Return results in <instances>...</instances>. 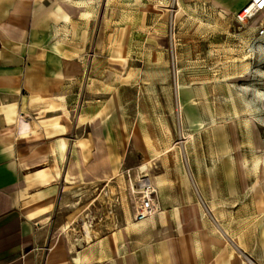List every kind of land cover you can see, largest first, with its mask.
<instances>
[{"label":"rangeland","instance_id":"obj_1","mask_svg":"<svg viewBox=\"0 0 264 264\" xmlns=\"http://www.w3.org/2000/svg\"><path fill=\"white\" fill-rule=\"evenodd\" d=\"M233 15L215 0H113L107 29L120 52L93 55L95 69L80 71V97L62 108L63 123L78 127L65 135L73 156L66 161L65 148L62 170L87 175L100 159L111 163L112 180L75 184L78 198L67 196L54 214L50 239L69 249L73 236L89 241L82 223L89 239L124 224L132 202L123 172L139 168L152 175H218L213 188L220 205L248 207L220 216L226 228L253 237L264 233V163L252 160L264 155L253 145L264 143V37L255 34L254 23L241 26ZM20 112L9 124L14 131L30 115L28 108ZM231 127L238 131L239 151ZM236 154L249 160L229 158ZM236 175L242 180L234 181ZM239 256L242 264L245 258L264 264V257Z\"/></svg>","mask_w":264,"mask_h":264},{"label":"crops","instance_id":"obj_2","mask_svg":"<svg viewBox=\"0 0 264 264\" xmlns=\"http://www.w3.org/2000/svg\"><path fill=\"white\" fill-rule=\"evenodd\" d=\"M215 2L234 14L248 0ZM111 5L113 0H0V264H242V252L263 258L264 233L241 235L220 218L248 207L221 206L213 188L218 175L202 171L146 173L155 191L152 215L133 221L131 211L124 224L109 227L98 239H89V226L82 223L89 241L73 236L69 249L50 239L54 214L67 196L78 198L75 184L112 180L111 163L100 159L87 175L62 170L65 148V160L73 156L65 135L78 128L63 123V103L80 97V71L95 69L93 55L120 52L113 48L121 43L111 42L116 35L107 29ZM23 107L30 110L29 118L22 117L14 131L9 124ZM84 115L78 111L76 124ZM237 134L231 127L239 151ZM98 144L106 148L105 141ZM253 145L264 151V143ZM229 158L249 160L238 154ZM252 160L254 166L264 163V155ZM239 180L236 175L234 181ZM99 244L102 252H96ZM244 264L253 263L245 258Z\"/></svg>","mask_w":264,"mask_h":264},{"label":"built area","instance_id":"obj_3","mask_svg":"<svg viewBox=\"0 0 264 264\" xmlns=\"http://www.w3.org/2000/svg\"><path fill=\"white\" fill-rule=\"evenodd\" d=\"M233 18L241 26L248 23L255 24V34L264 37V0H248V2L236 13ZM127 184V193L132 201L133 221H139L152 215L157 206L154 202L155 191L147 179L142 168L130 173V170L123 172Z\"/></svg>","mask_w":264,"mask_h":264},{"label":"bare ground","instance_id":"obj_4","mask_svg":"<svg viewBox=\"0 0 264 264\" xmlns=\"http://www.w3.org/2000/svg\"><path fill=\"white\" fill-rule=\"evenodd\" d=\"M175 1H177V0H175ZM264 97V96H263Z\"/></svg>","mask_w":264,"mask_h":264}]
</instances>
